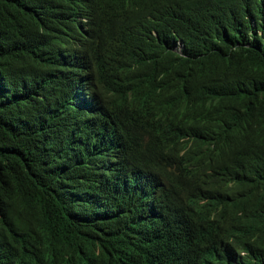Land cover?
Instances as JSON below:
<instances>
[{
  "label": "trees",
  "instance_id": "16d2710c",
  "mask_svg": "<svg viewBox=\"0 0 264 264\" xmlns=\"http://www.w3.org/2000/svg\"><path fill=\"white\" fill-rule=\"evenodd\" d=\"M158 1L0 0V264H264V0Z\"/></svg>",
  "mask_w": 264,
  "mask_h": 264
},
{
  "label": "clouds",
  "instance_id": "9594fccd",
  "mask_svg": "<svg viewBox=\"0 0 264 264\" xmlns=\"http://www.w3.org/2000/svg\"><path fill=\"white\" fill-rule=\"evenodd\" d=\"M62 10L74 20L75 27L84 30L92 26V18L100 17L107 23L118 26L120 23H128L129 18L141 19L150 26V32L158 35L161 31L162 7L158 0H126L118 3V6L90 8L85 0H61ZM235 143H230L232 150H237Z\"/></svg>",
  "mask_w": 264,
  "mask_h": 264
},
{
  "label": "bare ground",
  "instance_id": "6f19581e",
  "mask_svg": "<svg viewBox=\"0 0 264 264\" xmlns=\"http://www.w3.org/2000/svg\"><path fill=\"white\" fill-rule=\"evenodd\" d=\"M94 38V37H93Z\"/></svg>",
  "mask_w": 264,
  "mask_h": 264
}]
</instances>
